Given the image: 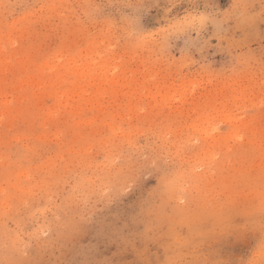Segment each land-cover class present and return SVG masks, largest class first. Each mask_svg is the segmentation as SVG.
Wrapping results in <instances>:
<instances>
[{
    "label": "rangeland",
    "instance_id": "374dc122",
    "mask_svg": "<svg viewBox=\"0 0 264 264\" xmlns=\"http://www.w3.org/2000/svg\"><path fill=\"white\" fill-rule=\"evenodd\" d=\"M0 264H264V0H0Z\"/></svg>",
    "mask_w": 264,
    "mask_h": 264
}]
</instances>
